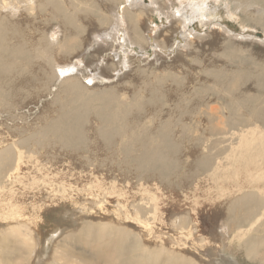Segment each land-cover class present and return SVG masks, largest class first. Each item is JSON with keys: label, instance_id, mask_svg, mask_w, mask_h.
Listing matches in <instances>:
<instances>
[{"label": "rangeland", "instance_id": "1", "mask_svg": "<svg viewBox=\"0 0 264 264\" xmlns=\"http://www.w3.org/2000/svg\"><path fill=\"white\" fill-rule=\"evenodd\" d=\"M143 1L151 6L153 1L160 0ZM164 1L170 5L169 0ZM175 1L180 9H184L197 0ZM227 1L230 9L236 8L237 3L232 0H209L215 6L213 11L222 13L218 20L231 30V35L211 33L210 27L196 19L195 34L200 35L196 47L181 49L183 35L178 33L175 46L166 54L159 53L156 59L155 51L144 53L138 44H133L130 46L132 52L122 54L118 68L110 67L115 56L111 42L99 41L87 49L85 64L79 67V73L84 71L81 77L90 87L88 89L93 92L116 87L122 98L129 102L132 101L133 91L141 89L144 77L153 78L156 73L176 71L182 90H176L175 84H166V89L173 96L167 97L165 105H161L158 117L154 116L156 110L153 106H146L147 117L138 126L148 131L160 122L182 118L174 132L176 141L181 145V150L174 157L177 167L163 176L133 169L130 165L142 152L136 139L145 134V130L134 134L135 141L117 139L112 150L96 130L102 120L96 116L95 108L99 105H95L90 109V119L86 124L87 144L79 151L59 145L47 148L33 145V152L23 158L18 174L11 176V164L0 168V196H12L23 202V212L30 226L29 229L22 228L23 233L9 229L8 226H15V219L8 223L5 219L8 214H3L9 211L7 205L5 209L0 208V264H111L103 259V253L112 247L103 244L100 248L98 244L104 237L98 239L97 234L105 231L106 240L112 241L119 239L120 228L125 229L127 235H138L140 244L144 246L163 245L170 251L194 259L198 264H223L216 258L221 249L225 264H264L251 259L247 249L250 239L264 238V122L245 114L248 105H244L237 117L238 124L228 125L234 117L229 102L236 95L254 96L256 105L251 107L264 109V87L258 84L253 72L264 65V30L243 26L239 11L231 17L224 7L216 8ZM155 7L158 9V4ZM251 10L261 11L260 7ZM156 12L152 25L165 29L170 25L169 19L162 10ZM20 18L27 22L32 20L28 13ZM41 18L38 15L36 25L44 28L46 25L42 24V20L39 22ZM86 23L82 47L89 45L95 32L100 30L95 21L87 20ZM233 34H239V37ZM151 35L155 37L152 31ZM153 43L156 44L154 39ZM235 44L239 47L236 49L237 60H227L226 51ZM79 51L60 62L75 60ZM139 54L141 58H138ZM119 59L115 57V62L118 63ZM237 68L252 69L254 76L240 83L236 91L226 87L220 91L224 86L218 85L215 76H210L208 72L231 73ZM91 69L103 77L98 76L101 79L97 82H88L86 79L90 76L87 78L86 73L95 74ZM140 69H145V74L140 73ZM61 87V82H51L44 91L29 94L13 113L5 111L0 104V150L30 133L33 128H40L50 113L58 114L55 107L59 105L54 104V99L65 96ZM183 91L190 100L179 105L175 102L177 95L179 97ZM218 115L226 122L220 125L224 133L212 130L217 126ZM184 125L188 128L187 133L181 132ZM50 138L55 139L53 136ZM128 141L134 144L132 157L126 158L130 165L123 163L127 154L123 145ZM154 144L157 142L154 141ZM249 194L257 195L260 205L252 210L251 215L247 214L248 220L239 226L235 215L240 207H233L232 203ZM156 203L160 206L159 215L154 217L150 212L143 218L151 223L154 233L164 239L147 236L148 232L140 220L125 216L123 220L115 214L118 209L126 212L128 208L135 217L133 205L149 208ZM101 204H104V209L100 208ZM254 222L253 231L243 235L242 230ZM187 224L189 226L182 229ZM192 226L194 233L188 235ZM263 249L264 246H261L260 250Z\"/></svg>", "mask_w": 264, "mask_h": 264}, {"label": "bare ground", "instance_id": "2", "mask_svg": "<svg viewBox=\"0 0 264 264\" xmlns=\"http://www.w3.org/2000/svg\"><path fill=\"white\" fill-rule=\"evenodd\" d=\"M213 1L218 2L219 0ZM232 1L237 3L235 9H230L229 1L223 5H218L216 8L224 7L231 17H234L239 11L242 14L241 23L243 26L264 30V0ZM169 2L170 5L164 0L153 1L150 6L144 4L143 0H0V104L4 106L5 111L13 113L19 109L22 104L21 101L27 99L29 94L34 95L37 91H44L47 89V85L53 81L62 83L61 89L65 95L54 99V104L59 105V107H55L56 110L58 109L57 115L50 113L47 118L45 117L46 120H43L40 128L35 130L30 128L32 129L30 133L14 140L10 146L0 150V168L11 164V176L18 174L23 158L28 153L33 152V145H43L45 148L59 145V147L71 148L72 151H79L81 147L87 144L86 124L90 119V109L99 105L95 108V113L102 122L96 130L109 148L112 149L114 142L119 138L133 140L134 134L138 130L141 132L145 130L144 132H146L136 139L138 140L136 143L142 152L139 156H135L132 165L127 163L126 158L132 157L134 144L129 141L124 143L123 148L127 154H125L123 163H127L137 172H153L156 176L173 172L177 167V159L174 157L181 150V145L176 141L174 132L182 118L160 122L157 127L148 129V131L138 124L146 116V106H153L156 110L154 116L158 117L161 105H165L167 97L173 94L166 89V84H175L176 90H182L176 78L178 77L175 74L176 71L175 73L172 70L156 73L153 78L144 77L145 82L141 89L133 91L131 102L124 100L116 87L90 91L88 89L90 87L85 84L81 77L84 71L79 73L81 71L79 67L85 64L84 57L87 54V49L94 47L99 41L107 44L111 42V46L115 48V56L112 57L113 61L110 67L118 68L122 62V54L128 51L132 52L130 46L133 44H138L144 53L151 50L155 51L157 53L156 59H158L159 53L166 54L175 46V36L178 33L183 35L181 49L183 47H196L197 38L200 37V35L195 34L194 22L196 19L200 20L204 26L210 27L211 33L224 32L226 35H231V30L224 27L222 22L218 20L222 17V13L214 12L215 6L209 0L193 1L184 9H180L175 0H169ZM155 4H158V9L162 10L170 21V25L165 29H157L152 25L158 10ZM253 7H260L261 11L254 12L251 10ZM171 9L172 12H170ZM25 13H28L32 20L23 21L20 17ZM38 15L42 17L39 22L42 20V24L46 25L44 28L36 25ZM87 20L95 21L94 24L100 30L95 32L89 45L82 47V42L85 40L83 35L88 24L86 23ZM123 30L128 31L129 34L124 33ZM149 30L155 33V37L151 35ZM233 35L239 37V34ZM153 39L156 44L153 43ZM236 44L227 49L225 54L227 60L228 58L237 60L236 49L239 47ZM78 50L81 51L75 60L60 62L61 59ZM135 50L137 51V49ZM137 56L141 58L140 54ZM115 57L120 58L118 63L115 62ZM43 58L45 59L43 60ZM237 69L231 73L215 70L208 72L210 76H215L218 85L224 86L220 91H224L225 87L231 91H236L240 83L254 76L251 73L252 69ZM255 69L256 71L253 72L259 81L258 84H263L262 87H264V65ZM144 70L140 69L139 71L145 74ZM91 71L95 73L94 69ZM86 74L87 78L90 76L89 79H86L90 83L97 82L101 79L98 76H102L100 73H91L93 75H90L87 72ZM185 93L183 91L179 97L177 95L175 103L182 105L189 101L190 97ZM255 100L254 96L237 97L236 95L233 97L229 102V107L234 117L229 120L228 125L238 124L237 117L240 116L244 105H248L245 114L258 122H264V109L256 110V108L251 107V105H256ZM212 107V110L215 109ZM134 111L135 117L132 116ZM217 118L215 123L217 126H214L212 130L216 131L217 129L218 133H224V129L220 125L226 124V122L222 116L218 115ZM185 125L181 128V132L187 133L188 128ZM19 131L23 130L20 129ZM50 136L55 139H51ZM154 141L157 144H154ZM204 162L206 163L207 160ZM260 201L255 194H249L233 201V207H240L235 215L239 226L248 220L247 216L251 215L252 210L260 205ZM5 205L9 210L7 213H3L8 214L5 217L7 222L15 219V226H8L9 229L13 230L14 228L23 233L22 228H30L26 213L23 212V202L14 199L12 196L1 195L0 208H4ZM100 208L104 209V204H101ZM132 211H134L135 217L128 208H126V212L118 209L115 214L123 220L124 216L128 219L140 220L142 227L148 232L147 236L163 238L157 232L154 233L151 223L143 218V215L150 212L154 217H157L160 211L158 203L149 208L133 205ZM188 226L189 224L183 226L182 229ZM254 227L255 222L246 230H242L244 231L242 234L248 235ZM125 231L123 228L118 229L120 237L112 241L106 240L105 231H100L97 234L98 239L104 237L98 244L100 248L103 244L106 247H112L103 253V259L110 261L111 264H198L194 259L187 258L180 252L170 251L163 245L144 246V244H140L138 235H127ZM193 233L192 226L189 228L188 235H193ZM249 241L247 247L249 257L264 262V249L260 250L261 246H264V238H255ZM118 253L119 256H117ZM223 254L224 251L219 250L216 258L225 264L224 258H222ZM164 255L166 256L163 258Z\"/></svg>", "mask_w": 264, "mask_h": 264}]
</instances>
